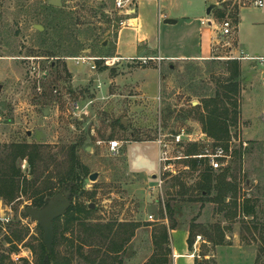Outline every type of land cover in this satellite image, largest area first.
Instances as JSON below:
<instances>
[{
    "label": "rangeland",
    "instance_id": "rangeland-1",
    "mask_svg": "<svg viewBox=\"0 0 264 264\" xmlns=\"http://www.w3.org/2000/svg\"><path fill=\"white\" fill-rule=\"evenodd\" d=\"M49 1L0 0V160L6 158L11 145H41L45 158L41 171L46 165L48 169L35 186L43 188L52 182L53 188L44 192L48 196L63 190L65 183L58 175L69 169L70 146L82 142L78 157L87 173L82 190L88 195L77 192L71 202L94 204L97 212L90 224L127 223L119 227L121 238L131 235L130 223H139L137 236L131 238L119 256L123 264H146L151 258L160 264H172L171 241L156 249L152 232L156 225L170 226L165 204L170 201V193L178 189L171 188L177 177L167 181L163 196L154 189L153 176L158 172L154 139L161 123L171 132L184 128L194 133L202 130L198 120L183 116L191 105H198L229 77L227 65L222 61L176 63L173 69L166 65L164 86L156 98L125 82L110 83L154 66L153 61L147 65L126 62V67L133 70L124 72L115 67L100 72L77 60L112 57L124 18L117 0H63L61 8L50 6ZM183 1L167 0L162 6L167 9L174 2ZM192 1L191 9L181 3L178 8L174 6V14H178L175 17L187 12L194 22L200 10L206 17L213 5H207L205 0ZM220 7V22L230 21L233 27L240 21L242 8L246 22L264 14V7L257 8L255 0H227ZM180 20L178 29L184 21ZM37 26L44 27V31ZM165 27L162 25L159 32L163 45L171 42ZM181 31L184 34V28ZM259 32L260 38H254L251 46L264 54V26ZM227 41L236 43L234 37ZM258 64L260 71L248 70L245 76L241 73L240 119L238 125L231 126L230 134L236 138L240 133L247 146L242 159L235 158L229 165L238 177L239 197L252 201L255 217L231 221L217 213L214 204L206 203L202 208L201 202L181 203L183 212L175 217L181 228L198 225L193 252L196 260L205 264H264V63ZM100 79L106 86L103 94L97 89ZM91 99L94 102L88 106ZM76 104L81 110L76 109ZM112 141L122 144L116 154L109 149ZM17 166L24 177L35 179L27 160H18ZM199 171L181 174L188 187L199 180ZM93 174H98L95 181L90 179ZM30 193L19 194L13 201L0 197V263L21 264L22 259L37 262L42 256L44 231L26 211L34 208ZM190 196L198 197L197 193ZM56 223L58 259L87 264L84 257L92 250L84 245L86 226L76 222L74 228L66 231L64 218ZM215 226L225 232V245L208 242L206 235ZM16 234L23 239L17 240ZM92 234L94 246L101 247V252L108 250L110 245L101 239L99 231Z\"/></svg>",
    "mask_w": 264,
    "mask_h": 264
},
{
    "label": "trees",
    "instance_id": "trees-1",
    "mask_svg": "<svg viewBox=\"0 0 264 264\" xmlns=\"http://www.w3.org/2000/svg\"><path fill=\"white\" fill-rule=\"evenodd\" d=\"M57 11L60 9H56ZM61 12V11H60ZM239 14V9L236 11ZM237 15V14H236ZM42 35V34H41ZM101 62H99L100 64ZM102 64V63H101ZM229 77L220 83L215 92L202 98L198 105H191L190 109L184 114V119L195 118L202 124V131L210 138L219 143H227L231 140L230 128L232 125H238L240 119V94H241V63L237 59L229 60L225 63ZM119 69V67H117ZM108 70V67H101L100 72ZM88 119L86 118L85 121ZM121 128H124L118 122ZM80 143H75L70 146L68 150V159L70 162L69 169L65 173L58 175L59 180L65 183V186L72 187L73 196L80 192L82 196L88 195L82 189L84 187V179L86 176L85 169L82 168L78 157V148ZM239 149V150H238ZM235 150V158L242 159L243 147L241 146ZM199 147L190 148L189 153H198ZM18 160H27L31 168V173L35 179L29 180L24 177L22 171L17 166ZM45 163L44 151L41 145L30 144H14L9 147L8 154L4 160H0V197L13 201L19 194L28 195L34 201V208H42L46 201L52 198L56 193H50L44 196V192L53 188V183L48 182L43 188L35 186L43 172L48 169V166L42 167ZM191 171L198 172L200 163L197 160L190 161ZM232 171V172H231ZM183 177V176H182ZM180 177L174 178V184L171 188L176 189L175 192L170 193V201L165 204V210L170 219V226L156 225L152 232V241L156 249L163 248L164 245H169L170 233L169 229L175 230L179 224L175 221V217L183 212L181 203H211L216 206V211L223 214L228 220H235L237 218H254L256 215V207L250 199L242 200L239 197L240 188L238 177L234 176L233 169L227 168L221 172H214L208 166L202 165V170L199 171V180L195 185L188 187L184 179ZM77 184H79L77 186ZM32 188V190H31ZM197 193L198 197L190 196ZM49 197V198H48ZM90 202L72 203L66 214L54 222L55 226V240L53 244L52 253H49L44 242L41 244L42 256L37 262H31L29 259H22L21 264H70L68 261L61 262L56 250L57 244V230L56 222L64 218L65 230L70 231L74 228L76 222H82L86 226L87 238H85L84 245L89 247L92 251L84 257L87 264H106L117 263L123 264L120 256L124 252L125 245L130 242L131 238L135 236L136 230L140 228L139 223H130L132 233L129 237L121 238L118 235L119 227L126 226L127 223L113 224L107 222L105 224H90L89 221L94 218L97 210L90 207ZM164 219V218H163ZM152 226V225H150ZM198 225H191L189 229L188 246L190 251H193L196 241V227ZM213 232L207 233L208 242L216 246L225 245L226 236L221 227L215 226ZM99 231L101 239L108 243L110 247L108 250L101 252V247H96L93 242V232ZM17 240H22L21 235H15ZM120 241H117V240ZM12 242V240H10ZM146 264H160L157 260ZM197 264H205L204 261L196 260ZM3 264V263H0Z\"/></svg>",
    "mask_w": 264,
    "mask_h": 264
},
{
    "label": "crops",
    "instance_id": "crops-1",
    "mask_svg": "<svg viewBox=\"0 0 264 264\" xmlns=\"http://www.w3.org/2000/svg\"><path fill=\"white\" fill-rule=\"evenodd\" d=\"M122 1L132 3L135 14L127 16L122 13L124 14L122 20L124 24L117 32L112 57L152 58L153 60L151 61H153L152 65L154 66L128 74L126 78L123 76L122 78H116V80L113 79L110 83L115 81L119 85L125 82L135 87L138 92H146L152 98H156L164 86V80L166 79L164 68L166 65L173 69L176 63L200 61H222L226 63L232 60V58L224 56L225 54H233L239 60L244 76L248 70L250 72L260 71L258 62L250 61L246 57L256 56L264 58V54H261L262 51L258 52L251 46V41L254 38H260V34H262L259 30L264 26V14L257 20L246 22V17L241 15L244 9L242 8L240 21L234 26L230 35H224L222 23L218 16L220 11L218 10L221 8V3L226 4L227 0H205L207 5L212 3L215 8L212 9L210 14L207 11L206 17L208 18L201 14V10H198L200 15L195 18L194 22L196 23L190 21V16H188L187 12H183L182 16L179 17H175L178 14H174V6L178 8L179 3L183 4L184 8L186 7L187 9L194 7L192 0L174 2L167 9L162 6L163 1L167 0ZM162 9L168 13L163 12ZM180 19L184 20L181 27V29L184 28V34H182L183 31L181 29L177 28L180 24ZM201 19H209L212 24L203 25ZM166 20H176V23L166 24ZM162 25L166 26L165 32L171 41L164 45L159 38ZM231 37H234L236 42L234 45L227 41ZM126 66L125 64L120 65L119 70L124 72L133 70ZM101 74L97 77L99 78ZM260 75H262V72ZM122 79L126 80L122 81ZM98 82V85L96 84L97 89L100 90L99 93L103 94L106 86L101 79ZM90 101L94 102V99ZM83 118H86L85 115H83ZM189 229L181 228V226L175 230L169 229L172 264H197L196 252L190 251L188 246ZM137 230L135 237L137 236Z\"/></svg>",
    "mask_w": 264,
    "mask_h": 264
},
{
    "label": "built area",
    "instance_id": "built-area-1",
    "mask_svg": "<svg viewBox=\"0 0 264 264\" xmlns=\"http://www.w3.org/2000/svg\"><path fill=\"white\" fill-rule=\"evenodd\" d=\"M255 6L257 8H263L264 0H255ZM117 8L120 9L121 13H124L127 16H133L135 14V9H133L132 3H129L128 1L117 0ZM201 23L203 25L212 24L209 19H201ZM123 24L124 23L122 22V25ZM233 29L234 27L230 21H224L222 23V31L224 35H230ZM246 58L253 62L261 61V63H264L263 57L254 56ZM232 59H236V57H233ZM77 60L88 63L91 70L99 71V62L102 63L103 67L115 68L126 62L147 65L153 59L115 56L95 58L83 57L77 58ZM92 103V101H89L88 106ZM76 109L81 110L78 104H76ZM240 135L241 134L238 133L236 139L234 135L232 137L231 133V140L229 142L219 143L210 139L202 130L194 133L184 128L180 131L171 132L161 123L154 139V144L157 147L158 159V172L153 176L155 182L154 189L158 194L163 196L167 181L190 171V161L192 160L199 161L201 167L202 165L208 166L214 172H221L227 169L235 159V150L241 146L243 149L247 146V142L243 141ZM195 145L199 146L201 151L190 154V148ZM121 148L122 144L119 141H112L109 144V149L113 154L118 153ZM150 220L153 221V216H150Z\"/></svg>",
    "mask_w": 264,
    "mask_h": 264
},
{
    "label": "water",
    "instance_id": "water-1",
    "mask_svg": "<svg viewBox=\"0 0 264 264\" xmlns=\"http://www.w3.org/2000/svg\"><path fill=\"white\" fill-rule=\"evenodd\" d=\"M49 5L56 8L63 6V0H50ZM215 5H212L208 13L210 14ZM166 24H175L176 20H166ZM37 29L41 32L44 31V27L37 26ZM45 115L49 114L48 110H45ZM29 135L31 133L29 132ZM90 179L95 181L98 179V174L91 175ZM72 188L64 190L63 192L57 193L55 196L50 198L42 208H27L26 211L31 217L36 220L39 226L44 231V245L46 246L49 253H52L53 244L55 240V226L54 222L63 217L70 206L72 205ZM91 208H95L94 204L90 205Z\"/></svg>",
    "mask_w": 264,
    "mask_h": 264
},
{
    "label": "flooded vegetation",
    "instance_id": "flooded-vegetation-1",
    "mask_svg": "<svg viewBox=\"0 0 264 264\" xmlns=\"http://www.w3.org/2000/svg\"><path fill=\"white\" fill-rule=\"evenodd\" d=\"M69 188H70V186H64V188H63V190H62L61 192H63L64 190H68ZM57 193H59V192H57ZM57 193H56V194H57ZM56 194H55V195H56ZM55 195H54V196H55ZM48 200H49V199H48ZM48 200H47V201H48ZM47 201H46V202H47Z\"/></svg>",
    "mask_w": 264,
    "mask_h": 264
}]
</instances>
